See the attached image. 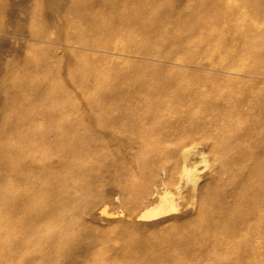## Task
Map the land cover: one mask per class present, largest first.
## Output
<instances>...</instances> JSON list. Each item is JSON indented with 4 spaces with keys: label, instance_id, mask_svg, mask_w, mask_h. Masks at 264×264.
<instances>
[{
    "label": "bare ground",
    "instance_id": "1",
    "mask_svg": "<svg viewBox=\"0 0 264 264\" xmlns=\"http://www.w3.org/2000/svg\"><path fill=\"white\" fill-rule=\"evenodd\" d=\"M42 1L33 0V4L40 6ZM5 4L0 0V8ZM19 9L25 14L29 8L20 4ZM61 12L52 25L59 35L53 36L49 30L30 31L32 41L24 45L25 56L5 65L0 79V251L10 258L3 264H58L67 257L76 230L84 225L78 212L81 196L88 195L99 182L98 169H109L110 142L117 148L136 145L139 152L157 146L159 140L148 130L167 108H220L225 112L217 119L220 124L243 112L227 105L239 96L236 88L225 98L211 101V90L200 92L173 75L168 66L151 63L160 57L155 47L188 52L199 44L207 45L211 53L224 54L231 41L242 40L245 43L234 50L237 56L246 58L254 50V60L264 62V0H64ZM31 15L36 21L33 12ZM67 29H77L78 36L63 34ZM98 35L105 40H98ZM200 35L202 41L197 43ZM112 39L128 45L117 50L110 45ZM42 44L57 48L51 51ZM86 51L97 53V59H87ZM161 58L166 60L164 64L177 61L172 52ZM94 63L103 65V77ZM105 70L114 72L112 79L104 77ZM37 77L40 80H35ZM89 78L101 85L91 87ZM240 86L260 87L242 82ZM93 90L101 92L100 99L83 101L74 96L89 95ZM182 92L187 97L180 98ZM255 104L257 116L243 113L248 124L232 144L237 152L225 155L229 144L223 141L221 150H212L221 166L216 171V188L206 192L212 206L206 212L210 219L185 223L157 246L131 239L116 259L103 262V254L99 255V264H187L198 258L197 250L204 255L208 252L211 246L202 243L208 237L212 249L229 255L228 262L217 258L214 264H264V101ZM84 111H101L103 119L96 123L80 117L72 122L68 117ZM112 112L118 115L111 117ZM188 116L178 119L197 122ZM38 120L56 124L39 126ZM205 120L209 123L212 119ZM101 128L115 137L100 133ZM126 130L132 138L124 143L119 136ZM175 145L184 146L182 142ZM182 150L168 180L179 167L178 177L196 185L195 169L188 161L203 152L195 147ZM119 168L122 170V165ZM152 168L153 174L140 184L142 194L149 191L157 173V168ZM156 195V201L139 214L141 218L174 209L168 190ZM225 199L230 201L228 206L223 205ZM93 206L89 202L84 207L91 211ZM98 211L103 215L105 208ZM99 238L94 234L91 248L92 240L101 242Z\"/></svg>",
    "mask_w": 264,
    "mask_h": 264
},
{
    "label": "rangeland",
    "instance_id": "2",
    "mask_svg": "<svg viewBox=\"0 0 264 264\" xmlns=\"http://www.w3.org/2000/svg\"><path fill=\"white\" fill-rule=\"evenodd\" d=\"M5 2L6 4L0 8V79L3 77L5 65H10L13 61L20 60L25 56L24 45L32 41H30L28 36L30 31L33 29L49 30L53 32V36L59 35V30L52 27V25L56 15H61L64 7V0H43L40 6H34L33 0H5ZM20 4L25 9L29 8L25 13L26 15L20 13ZM52 4L54 5L49 8L48 6ZM32 12L37 17L34 22L31 17ZM263 30L264 26L261 31ZM226 33L227 36H231L229 32ZM63 34L78 36L77 29H67ZM98 36V40L102 42L105 40L103 35ZM197 38L195 40L197 43L202 41L201 35ZM242 43L245 42L242 40L231 41L227 47V52L224 54L211 53L207 45L200 47L199 44H196L188 52L170 50L166 46V48L164 46L155 47L160 57H156L155 60L157 61L151 63L157 66H168L167 68L171 69L173 75L184 78L185 81L183 83L189 84L195 89L200 88L198 89L200 92L206 89L211 90V98L209 97L211 101L212 99L221 100L225 98L236 88V93L239 96L228 101L227 105H229V108L243 110V112L235 115L231 122L220 124L217 119L219 120L221 115L225 113L220 108L201 109L195 105L190 106L188 108H191L190 110L167 108L161 118L150 124L148 130L149 135L154 140H159L157 146H150L146 151L139 152L136 145L130 147L124 145L122 150V147H116L114 141L110 142L109 148L113 154L108 160L109 169L107 171L98 169L96 176H99V182L94 183L88 195L81 196V206L78 212L84 225L76 230L75 237L68 249L67 257L58 264H99L102 262L99 256L101 254H103V262H110L116 259L117 255H120L118 254L120 249L131 239L156 244L157 246L165 236L179 232V229L185 223H192L198 221V219H210L206 212L210 211L212 206H210V203L208 204L206 192L208 188H216V171L221 166L219 161L212 155V150H221L222 147H219V145L223 141L229 144L228 148L225 147V155H234L237 149L232 144L235 142L238 132L243 131L248 124L242 117L244 114H249L253 117L257 116L258 109L255 107V103L264 101V79H259L262 76L264 77V62H256L254 60L256 56L254 50L250 51L246 58L237 56L239 53L234 52V50L238 49ZM110 45L120 50L126 47L128 43L112 39ZM41 46H45L46 49L51 51L57 48L56 45L42 44ZM141 50L143 51L144 49ZM73 51L78 50L73 49ZM167 51L172 52L173 58H177V61H174L175 64L163 63L166 60L161 58V56L168 53ZM86 53L88 54L87 59L90 61L97 59V53L89 51H86ZM110 58L141 62V60L133 58L116 56H111ZM93 66L100 67L97 69H103V65L100 63H94ZM105 74L104 77L109 79L114 76V72L111 70L106 71ZM100 75L103 77V70L102 72L100 71ZM64 77L66 79V74ZM35 80L40 79L37 77ZM86 80L87 84L96 89L101 85L92 78ZM241 82L243 84L259 85L260 87H237ZM251 90L256 91V94L261 96L252 95ZM100 93L98 90H93L89 95L81 96L78 93H74V96L83 101L98 100L101 98ZM179 96L180 98L187 97L186 92H182ZM110 115L111 117H116L118 113L112 112ZM184 115L185 117L188 115L193 117L197 122L182 123L178 117ZM68 117L72 122L82 117L85 120H92L98 123V120L103 119V112H72L68 114ZM205 118L212 120L208 123ZM46 122L38 120L36 124L39 126L56 124ZM99 132L102 134L104 132L107 137H115V135L103 130V128ZM121 133L119 139L124 143L128 142L129 138H132L127 130ZM177 142H182L183 147L189 149L195 147V150L199 151V153L203 152L200 155L190 156L188 161V166H193V170L195 169L193 177H196V185L186 182L184 178H179L180 176L178 177L180 175L179 167L176 168L174 177L168 180V172L171 166L174 161L178 163L181 159L180 156L183 155V147H176L175 144ZM121 165L123 167L121 168L122 170L119 168ZM225 166L229 165L226 164ZM152 167L157 168V173L154 175L155 178L151 182L149 191L142 194L140 192V184L153 174ZM119 185L123 186L124 189ZM126 185L132 186L127 188ZM163 190H168L174 209L163 213V215H156L154 218H141L139 214L142 210L150 203L156 201L157 191L161 192ZM210 198L212 200L213 197L210 195ZM89 202L94 205L91 211L84 207ZM229 202L225 199L223 205L228 206ZM102 207L105 208V213L100 215L98 210ZM202 232L203 230L199 229V233ZM94 234L100 236L101 242H96L95 239L92 240L94 246L91 248L90 239ZM208 238L204 239V241L202 239L204 245L209 248L211 246L208 252L204 255L197 250L195 253H197L198 258L187 264H214V259L217 258L226 262L229 261L228 252L224 250V252L219 253L212 249V238ZM198 242L201 245L199 239ZM9 260V257L2 253L0 254V264L7 263Z\"/></svg>",
    "mask_w": 264,
    "mask_h": 264
}]
</instances>
